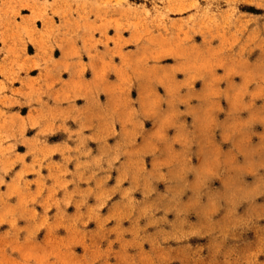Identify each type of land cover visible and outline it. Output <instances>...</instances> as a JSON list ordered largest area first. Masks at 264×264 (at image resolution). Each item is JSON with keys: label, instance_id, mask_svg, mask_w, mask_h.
I'll use <instances>...</instances> for the list:
<instances>
[{"label": "rangeland", "instance_id": "374dc122", "mask_svg": "<svg viewBox=\"0 0 264 264\" xmlns=\"http://www.w3.org/2000/svg\"><path fill=\"white\" fill-rule=\"evenodd\" d=\"M4 8L0 264H264V0Z\"/></svg>", "mask_w": 264, "mask_h": 264}, {"label": "crops", "instance_id": "0c3cea01", "mask_svg": "<svg viewBox=\"0 0 264 264\" xmlns=\"http://www.w3.org/2000/svg\"><path fill=\"white\" fill-rule=\"evenodd\" d=\"M6 3H8V0H0V33L1 32L7 33L9 36H11L12 39H14V37H16V35L18 33L20 22L16 18H12L11 16L6 15L8 18L5 17L4 12L6 11V8H4V7H5ZM3 20H8V26H10L9 29H7V30L5 29L6 24H4ZM1 36L2 35L0 34V37ZM1 44L2 43L0 42V70L5 63V61H4L5 58L3 57V55H4V51L6 50V46H7L9 51L14 50L13 47L11 48V46H12L11 40L7 39V44L5 47L3 44L1 46Z\"/></svg>", "mask_w": 264, "mask_h": 264}]
</instances>
